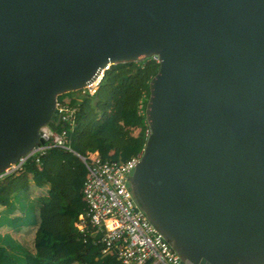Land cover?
Masks as SVG:
<instances>
[{
  "label": "water",
  "instance_id": "water-1",
  "mask_svg": "<svg viewBox=\"0 0 264 264\" xmlns=\"http://www.w3.org/2000/svg\"><path fill=\"white\" fill-rule=\"evenodd\" d=\"M147 58L136 201L185 264H264V0H0V173L61 95Z\"/></svg>",
  "mask_w": 264,
  "mask_h": 264
},
{
  "label": "trees",
  "instance_id": "trees-1",
  "mask_svg": "<svg viewBox=\"0 0 264 264\" xmlns=\"http://www.w3.org/2000/svg\"><path fill=\"white\" fill-rule=\"evenodd\" d=\"M159 67L155 58L113 64L94 95L80 90L59 97L79 107L69 130L72 151L51 148L39 162L28 161L21 174L0 182V204L8 202L12 186L27 189L29 177L37 187L49 186V196L40 200L39 210L32 204L34 219L26 222L37 226L33 246L0 238V264H121L116 253L102 254L93 238L84 242L75 226L87 210L82 193L87 168L81 157L127 161L143 151L150 128L139 114L140 103L146 112L149 84Z\"/></svg>",
  "mask_w": 264,
  "mask_h": 264
},
{
  "label": "built area",
  "instance_id": "built-area-1",
  "mask_svg": "<svg viewBox=\"0 0 264 264\" xmlns=\"http://www.w3.org/2000/svg\"><path fill=\"white\" fill-rule=\"evenodd\" d=\"M101 79L83 89V94L94 95ZM57 108L61 115L59 129L54 131L49 126L42 127L41 133L48 138L46 143L37 145L0 173V182L21 174L28 161L35 159L39 162L51 148L72 151L69 130L75 125L79 107L66 99L58 101ZM139 114L146 116L142 102ZM150 133L151 130L147 139ZM143 153L144 149L127 161L103 160L98 155L81 157L87 168L82 190L87 210L75 226L84 242L93 238L94 243L102 247V254L116 253L121 264H185L135 199L130 175Z\"/></svg>",
  "mask_w": 264,
  "mask_h": 264
},
{
  "label": "crops",
  "instance_id": "crops-1",
  "mask_svg": "<svg viewBox=\"0 0 264 264\" xmlns=\"http://www.w3.org/2000/svg\"><path fill=\"white\" fill-rule=\"evenodd\" d=\"M7 193L8 202L0 204V238L8 244L14 241L32 247L37 226L26 222L34 219L32 204L39 210L40 200L49 196V186L37 187L29 177L27 189L12 186Z\"/></svg>",
  "mask_w": 264,
  "mask_h": 264
},
{
  "label": "bare ground",
  "instance_id": "bare-ground-1",
  "mask_svg": "<svg viewBox=\"0 0 264 264\" xmlns=\"http://www.w3.org/2000/svg\"><path fill=\"white\" fill-rule=\"evenodd\" d=\"M97 80H98V79H97ZM97 80H96V81H97ZM96 81H95V82H96ZM95 82H93V83H95ZM93 83H92V84H93ZM90 85H91V84H90Z\"/></svg>",
  "mask_w": 264,
  "mask_h": 264
}]
</instances>
